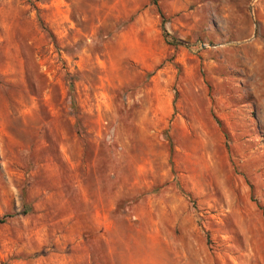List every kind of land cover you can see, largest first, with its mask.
<instances>
[{"label":"rangeland","instance_id":"374dc122","mask_svg":"<svg viewBox=\"0 0 264 264\" xmlns=\"http://www.w3.org/2000/svg\"><path fill=\"white\" fill-rule=\"evenodd\" d=\"M114 2L0 0V264H264V0H150V71Z\"/></svg>","mask_w":264,"mask_h":264},{"label":"crops","instance_id":"0c3cea01","mask_svg":"<svg viewBox=\"0 0 264 264\" xmlns=\"http://www.w3.org/2000/svg\"><path fill=\"white\" fill-rule=\"evenodd\" d=\"M114 1L110 8L116 10L113 14V24L119 33L120 44L137 49L134 52L128 51L126 55L146 71L156 68L164 59L166 51L156 50L157 46L163 45V38L160 31V14L154 9V4H151L150 0ZM120 3H127L126 9L119 11Z\"/></svg>","mask_w":264,"mask_h":264}]
</instances>
